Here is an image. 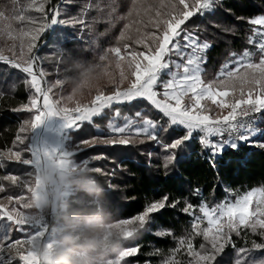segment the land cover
Instances as JSON below:
<instances>
[{
    "label": "trees",
    "instance_id": "1",
    "mask_svg": "<svg viewBox=\"0 0 264 264\" xmlns=\"http://www.w3.org/2000/svg\"><path fill=\"white\" fill-rule=\"evenodd\" d=\"M36 2L43 3L45 11H25L26 17L35 20V24H29L27 21L21 23L15 17L22 9L27 8L31 0H19L16 4L13 0H0V11H4L7 17L0 18L4 26L3 31H0L2 38L9 36V31L10 38H18L22 36V32L36 35L34 29L46 23L50 7L49 0ZM159 2L160 0H62L57 7L60 13L57 19L68 23L54 25L53 28L75 34L81 39L76 45H68L70 48L75 47V52H66L62 56L51 50L52 30L38 42L37 58L49 85L52 86L55 79H61V93L65 94L87 74L98 72L105 65L112 68L114 57L109 51L111 48L119 47L122 50L126 49L127 44V49L131 51H144L141 45L136 44V40L145 38L147 33L155 30L148 21ZM223 4L224 9L230 10L232 15L220 17L218 14V18L223 24L232 27L234 32L225 34L209 30L207 34H202V39L213 44L207 52V63L203 65L201 75L205 80L214 79L221 66L231 57L230 53L240 54L252 46L247 41L252 35L253 25L247 21L264 15V0H223ZM149 8L152 9L151 13L146 11ZM236 17H244V21H239ZM76 20H83L84 23H72ZM196 23L204 26L199 19ZM125 25L128 26L127 29ZM122 31L125 32L124 39L120 38ZM30 40L31 37H23L21 49L26 50ZM36 41L37 39L34 42ZM9 47L10 50L18 51V43H11ZM106 53V59L101 60ZM54 55L60 63H57ZM27 81L29 78L21 70L0 61V181L6 186L7 192L14 195L18 193V186L3 177L8 174L23 176L32 167L18 161H9L4 151L16 149L24 157H29L25 150L27 141L24 144L16 142V137L20 135L19 128L31 116L30 112L17 109H22L35 95V90ZM55 88L56 91L58 87ZM117 110L121 116H135L140 112L158 125L168 127L166 117L158 113L147 100L138 99L113 104L102 115L93 117L91 122H84L79 131H70V144L91 140L93 137H107L106 125ZM260 127L264 128V123ZM183 134V130L177 127L171 139ZM138 139L145 142L136 147H121L117 151H113L111 146L96 143L74 153L71 158L75 162L87 161V165L75 174L79 182L63 200L64 216L61 220L65 224L73 221V218L81 221L91 218L102 223H112L132 218L142 213L152 202L167 196L168 206L152 214L151 223L144 230L123 241L125 246L139 247V252L127 257V261L133 264H166L171 259L179 264L188 261L194 264V258L185 250L186 244L181 247L179 241L191 238L196 251H203L200 248L202 244L207 250L211 246L202 235H194L193 216L184 213L182 209L191 204L196 211L202 202L213 205L227 196L264 188V149L248 146L241 147L238 152L228 149L217 170L205 162L201 155V145L198 139H194L190 144L191 154L179 164L177 174L176 168L164 167V156L168 153L162 144L171 142L165 133L161 132L159 135L161 144L149 141L144 136ZM150 152L151 158L148 156ZM173 203H176L175 207L171 206ZM3 222L4 219H1L0 239L3 235ZM162 231L171 234L161 236L158 233ZM11 235H17V232L12 230ZM231 240L233 244L226 247L216 264H234L238 258H247L249 264L252 260L264 259V251L252 250L238 254L241 248L251 250L253 242L264 243V236L259 234V230L253 232L247 229L239 234L232 233ZM176 249L180 251L177 252Z\"/></svg>",
    "mask_w": 264,
    "mask_h": 264
},
{
    "label": "snow or ice",
    "instance_id": "2",
    "mask_svg": "<svg viewBox=\"0 0 264 264\" xmlns=\"http://www.w3.org/2000/svg\"><path fill=\"white\" fill-rule=\"evenodd\" d=\"M13 3H19V0H13ZM29 9L37 12L45 11L43 3L37 4L36 0H31L27 8L22 9L15 18L21 23L27 21L29 24H35V20L24 15ZM146 11L151 13L152 9ZM59 14L58 10L54 11L50 24L34 29L36 35L31 36L28 46L30 52L35 47L34 41L49 29L52 30L50 47L54 54L62 56L66 52L76 51L75 47L70 48L68 45H76L81 37L53 28L54 25L68 23L57 19ZM218 14L220 17L232 15L230 10L224 9L223 0H160L154 15L148 21L155 30L147 33L145 38L136 40V44L141 45L144 51L128 52L130 57L128 68L132 69L133 77L128 87L121 90L117 86L116 90L108 95L98 90L91 104L85 106L77 103L73 108L59 107V101H50L49 93L52 88L63 83L61 79H57L51 87L42 88L41 79L45 73L43 68H36V57H30L20 63L0 54V61H7L30 77L27 83L43 99V103L38 104V99L33 97L29 104L17 109L28 112L35 110L32 118L25 121L20 129L21 133L27 132L29 135L16 137V142L19 144L29 140L25 150L32 158L24 159L21 151L9 150L7 159L33 165L37 171L58 152L72 157L74 152L68 150L70 131H79L84 122H91L93 117L101 115L104 109L110 108L114 103L132 102L138 99L147 100L158 113L166 117L168 127L163 124L158 125L151 118H142V113L137 112L135 119L126 120L123 126L109 123V133L106 138L93 137L91 140L80 141L76 145L77 150L82 146L96 143L111 146L113 151L120 150L121 147H136L145 142L138 139L141 136L161 144L159 135L162 132L171 140L162 144L165 152L168 153L164 156V167L176 168L178 174L179 164L191 154L190 144L194 139H198L201 145V155L204 156L205 162L217 170L228 149L232 152H238L243 146L264 149V128L260 127V124L264 123V15L247 21L250 25L259 26L252 29V35L247 41L249 45L258 49V62L253 60V53L248 49L239 56L230 53L229 55L234 59L224 64L217 79L205 82L201 74L204 71L203 65L207 63V52L213 44L207 39H202V34H207L209 30L225 34L234 32L232 27L222 23ZM0 18H7L4 11H0ZM197 19L204 24L203 27L200 23H196ZM236 19L244 21V17H236ZM72 23L83 24L84 21L76 20ZM127 27L125 25V29ZM8 34L11 36L10 31ZM22 34L27 35L23 32ZM120 38H125V32H121ZM125 48H128L127 44ZM109 51L124 59L119 47L111 48ZM54 56L56 58V55ZM106 56L107 53L101 57V60L106 59ZM56 60L60 63L57 58ZM230 63H234L235 68H230ZM120 76L121 81L127 79L123 71ZM72 99V96L68 97V100ZM206 101H210L211 105L220 111L213 114V109L205 103ZM225 110H227L226 114ZM115 114L118 116L119 110ZM177 127L182 129L184 134L171 139ZM39 128H44L45 132L37 136L36 130ZM148 156L151 158L152 153H148ZM84 164L87 165V161ZM3 179L16 184L20 178L8 175ZM38 184L37 181V186ZM2 191L4 187L0 185V192ZM29 191H33V188H29ZM196 191L199 192V189ZM9 200L11 201L12 198L9 197ZM166 206H168L167 196L152 202L142 213L129 219H122L125 225L124 238H131L144 230L146 225L151 223V215ZM171 206L175 207L176 203ZM182 211L194 217L192 223L194 235H202L211 246L210 250H207L202 244L200 248L203 251H196L191 238L179 241L181 247L186 244L185 250L194 258L195 264H216L217 258L222 256L226 247L231 244L232 233L239 234L242 229H251L253 232L259 230V234L264 236V188L253 189L234 202L224 201L211 208L207 204H201L200 216L195 215L191 204H187ZM5 217L7 221L18 226L39 225L36 234L25 241L30 248L25 254L20 255V260L23 264H41L37 241L46 232V224L43 220L19 212L14 216L0 205V218ZM204 221L207 222V227L201 229V223ZM158 234L163 236L171 233L162 231ZM4 240H8V237L5 236ZM15 243L19 244L20 241ZM9 247L11 248L12 245ZM232 247L235 248V245ZM2 249L3 244H0V250ZM252 250L264 251V243L253 242L251 250L241 248L238 254ZM175 251L178 252L180 249ZM138 252V246L124 249L117 257L116 264L125 257L135 256ZM166 264H179V262L170 259ZM189 264L192 262L190 261ZM234 264H249V260L238 258ZM251 264H264V259L252 260Z\"/></svg>",
    "mask_w": 264,
    "mask_h": 264
},
{
    "label": "rangeland",
    "instance_id": "3",
    "mask_svg": "<svg viewBox=\"0 0 264 264\" xmlns=\"http://www.w3.org/2000/svg\"><path fill=\"white\" fill-rule=\"evenodd\" d=\"M54 2H55L54 0H49L50 7L47 13L48 19L46 16L45 24L51 23V18L53 13L54 11H57V7H58L57 4L59 0L56 1L55 3ZM254 27H259V26H253V28ZM3 29L4 26L0 22V31H3ZM50 32L51 29H49L48 31H46L45 33H43L38 37L37 41L34 42L35 47L31 50V52L29 51V47L26 50L21 49V41L23 37L24 38L31 37L34 34L30 32H26L27 35L22 34V36L18 38H10L9 36H5L4 38H2L0 35V54L8 57L10 60L23 63L24 61H27L30 57H36L34 55V52L38 48L37 47L38 42L42 41V39L46 36V34ZM11 43H18V51H14L13 49L10 50L11 48L9 46ZM248 50L253 53V57H252L253 60L255 62H258L259 60L258 49L254 46H251ZM129 51L131 50L129 49L121 50V56L124 57V59H120V57H117L116 54L112 52L114 57L112 68H109L108 66L105 65L104 67H101V69L98 72L87 74L86 76L83 77V79H80V81L76 85L71 86V88L68 89V91H66L65 94L61 93V85L56 86L58 87L56 91H55L56 88L53 87L52 91L49 93L50 101L53 102L59 101V107L73 108L76 106L77 103H79L82 106H85L91 104V101L97 95L98 90L103 91L105 95H108L111 94L113 91H115L117 86L121 90L127 88L129 83L131 82V79H133V77L131 76L132 69L128 68V61L130 59V57L128 56ZM240 54H237V56H239ZM233 59H234L233 57H230L228 60L225 61V63H229ZM224 64L221 66V68L224 66ZM36 68L37 69L41 68L38 58L36 59ZM230 68H235V64L230 63ZM220 70L212 80H205L203 77L202 78L205 80V82L216 80L218 74L220 73ZM121 71H123L125 76L127 77V79H124L123 81H121V76H120ZM27 77L30 80V77L28 75ZM43 79L45 80V85L43 83L44 82ZM165 79H167V77H165ZM56 80L57 79L54 80L53 82L54 84ZM41 87L44 89L51 87L45 75L41 79ZM245 90L247 91V89ZM69 96H72L73 99L68 100ZM33 97H36L38 99V104L43 103L42 97H40L37 93H35ZM29 103L30 101L28 102V104ZM205 103H207L208 106L213 109V114H215V112L220 111L218 108L211 105L210 101H206ZM226 111L227 110H225V114ZM116 112L117 111H114L113 116L109 119V122L106 125V129H105L106 135H108L109 133V128H108L109 123L123 126L126 120L135 119V116H128V115L121 116L120 114L117 116L115 114ZM30 114L31 116L29 120L35 114V110H33V112H30ZM144 117L145 116L142 115V118ZM21 127L19 128V132ZM44 132H45L44 128H39L36 130L37 136H40ZM20 135L22 137L28 136L29 133L25 132L21 134L20 132ZM103 138L106 137L102 136L99 137L98 139H103ZM26 141L28 145L29 140H25V142ZM77 144H79V142L74 144H70L69 142L68 150L75 153L76 151H78L76 148ZM83 147L85 146H82L80 149H82ZM9 150L19 151L16 149H8L4 151V154L7 155L9 153ZM65 151H67V149H65ZM22 157L24 159L32 158L30 153H29V157H24L23 155ZM84 162L77 163L71 157L65 156L63 152H58V154L54 155L50 160H48L46 163L43 164V165H47L50 163L57 171L59 177L57 181L47 186L46 191L48 194V202L44 204L37 203L40 200V192L38 190L41 189L42 186L41 176H40L41 168L36 171L35 167L33 165H30L32 167L31 170L29 172H26L23 176L14 175L20 178L19 181L16 183L19 189L16 195L7 192L6 186L0 181V185H3L4 187V191L0 192V205H3L4 210L12 212L14 216L16 215L17 212H19V213H23L26 216L40 218L46 224L45 235L40 237L39 241H37V251L43 249L45 246H47V248H51L52 243L59 240L69 230L68 224H65L61 220L62 216H64L63 200L68 194L72 192L74 187L78 185L79 181L75 178V174L84 168L85 166ZM37 181L39 182L38 186H37ZM29 188H33V191H29ZM254 189H260V188H254ZM249 191L243 192L235 196H227L220 202L213 205H209L206 202H202L201 204H207L211 208L224 201L234 202L236 199L243 196ZM9 197L12 198L11 201L9 200ZM200 205L196 208L195 211L196 216L201 215V213L199 212ZM13 209H15V211H13ZM1 219H4V222L1 226L3 230V235L0 239V244H3V249L0 250V264H23V261L20 260V255L25 254L30 248V245L25 243V241H27L29 237L34 236L36 234V232L39 230V225L24 224L18 226L13 222L7 221L6 217L0 218V220ZM73 221H81V220L78 218H73ZM103 224L106 229L105 237L110 236L113 231L121 232L124 237L125 225L122 223V220H118L112 223H103ZM5 226L8 227L6 228ZM200 227L201 229L207 227V222L204 221L203 223H201ZM12 230H14L15 233L17 232V235H11ZM246 230L247 229H242L241 231H246ZM5 236L8 237V240H4ZM124 240L125 238L118 241L117 244L111 245L107 248H102L93 251L91 255L95 261V264H116L117 257L120 256V254L124 251V249L133 247V246H125L123 244ZM16 241H20V243L16 244L15 243ZM231 244H233L232 240H231ZM9 245H12V247L10 248ZM74 246L77 252L83 250L82 240L78 235ZM39 257L41 261L40 254ZM119 264H133V263L128 262L127 257H125L123 261H119ZM185 264H189V261L186 262ZM194 264H195V260H194Z\"/></svg>",
    "mask_w": 264,
    "mask_h": 264
},
{
    "label": "clouds",
    "instance_id": "4",
    "mask_svg": "<svg viewBox=\"0 0 264 264\" xmlns=\"http://www.w3.org/2000/svg\"><path fill=\"white\" fill-rule=\"evenodd\" d=\"M41 189L38 204L48 202L47 186L59 179L55 168L49 163L42 165L40 170ZM69 230L57 241L52 243L51 248L45 246L38 250L41 255V264H95L91 253L95 250L107 248L124 239L119 231H113L105 237L106 229L100 220L85 219L68 223ZM77 235L82 240V251L77 252L75 241ZM119 250V249H118Z\"/></svg>",
    "mask_w": 264,
    "mask_h": 264
},
{
    "label": "water",
    "instance_id": "5",
    "mask_svg": "<svg viewBox=\"0 0 264 264\" xmlns=\"http://www.w3.org/2000/svg\"><path fill=\"white\" fill-rule=\"evenodd\" d=\"M61 2V0H59V2H58V4L57 5H59V3ZM47 19H48V16H47ZM37 52H38V49L37 50H35V52H34V55L37 57ZM44 80V79H43ZM44 85H45V80H44Z\"/></svg>",
    "mask_w": 264,
    "mask_h": 264
},
{
    "label": "built area",
    "instance_id": "6",
    "mask_svg": "<svg viewBox=\"0 0 264 264\" xmlns=\"http://www.w3.org/2000/svg\"><path fill=\"white\" fill-rule=\"evenodd\" d=\"M258 115V114H257Z\"/></svg>",
    "mask_w": 264,
    "mask_h": 264
}]
</instances>
